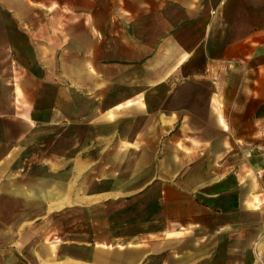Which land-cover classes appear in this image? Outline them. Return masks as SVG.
Listing matches in <instances>:
<instances>
[{
	"label": "crops",
	"instance_id": "crops-1",
	"mask_svg": "<svg viewBox=\"0 0 264 264\" xmlns=\"http://www.w3.org/2000/svg\"><path fill=\"white\" fill-rule=\"evenodd\" d=\"M264 260V0H0V264Z\"/></svg>",
	"mask_w": 264,
	"mask_h": 264
},
{
	"label": "built area",
	"instance_id": "built-area-1",
	"mask_svg": "<svg viewBox=\"0 0 264 264\" xmlns=\"http://www.w3.org/2000/svg\"><path fill=\"white\" fill-rule=\"evenodd\" d=\"M256 264H264V260L259 259Z\"/></svg>",
	"mask_w": 264,
	"mask_h": 264
}]
</instances>
